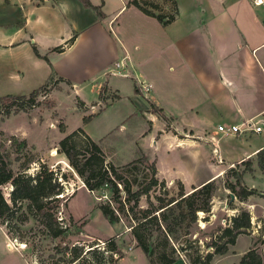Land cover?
Masks as SVG:
<instances>
[{"label": "crops", "instance_id": "obj_1", "mask_svg": "<svg viewBox=\"0 0 264 264\" xmlns=\"http://www.w3.org/2000/svg\"><path fill=\"white\" fill-rule=\"evenodd\" d=\"M87 1L99 16L79 0H0V53L12 56L10 67L6 71L0 68V89L3 83L7 87L0 91V97L27 96L36 89L28 93L26 86L41 81L47 73L48 80L53 78L70 87L74 80L83 84L92 79L89 75L97 69L103 71L97 78L107 77L106 82L121 78L113 75L114 63L123 58L116 59L118 48L135 69L129 73L135 71L138 80L151 86L150 102L160 115L171 119L174 131L185 129L188 134L183 142L161 141L156 147H163L166 153L181 150L186 154L183 158L192 156L194 164L203 167L201 177L186 182L174 169L161 168L156 159V175L165 184L179 182L187 193L192 187L217 180L224 169L264 148L262 8L253 6L251 0H192L191 13L178 15L162 27L133 6L126 7L131 0ZM196 9L201 12H194ZM141 18L155 22L160 44L169 37L163 45L167 51L170 47L169 79L163 78L164 70L157 73L154 82L145 69L136 70L142 58L135 54L140 51L141 55L147 42L140 40L144 34L140 35L138 25L132 22ZM54 48L59 52H53ZM166 85L170 86L169 97ZM108 90L116 96L115 101L120 99L117 89L108 86ZM130 92L133 103L137 95L133 89ZM76 99L83 107L89 106L77 95ZM146 118L151 123L149 138L155 117L149 114ZM248 120L260 126V132L235 136L216 131L219 125L229 127ZM5 246L8 249L6 242ZM249 246L247 242L243 249ZM172 264L185 263L177 260Z\"/></svg>", "mask_w": 264, "mask_h": 264}, {"label": "rangeland", "instance_id": "obj_2", "mask_svg": "<svg viewBox=\"0 0 264 264\" xmlns=\"http://www.w3.org/2000/svg\"><path fill=\"white\" fill-rule=\"evenodd\" d=\"M135 1L146 10L162 16L173 13L172 1L176 9L175 17L191 13L193 6L192 0ZM194 12H201V9H196ZM117 23L119 20L114 26ZM132 23L138 25L140 35L144 34L140 40L144 39L147 42L145 47H141L142 54H139L140 51L135 54L136 57L142 58L139 70L136 69L137 72L145 69L154 82L153 78H156L157 73L164 70L163 78L169 79L170 47L168 46L169 51L163 47L169 41V37L160 44L157 27H153V23L156 25L154 21L145 19L144 22L141 18L137 21L133 20ZM164 38H167V35ZM122 57L126 58V69H122L118 74H127L125 77L127 79L110 78L106 82L107 77L97 78L103 72L97 69L89 75L92 79H88L83 84L81 80H74L75 85L70 87V83L67 85L64 82H54L53 78L48 80L49 73H47L48 76L41 81L26 86L29 93L47 82L31 102L18 100L7 108L0 107V158L8 163V168L13 173L24 170L25 173L32 174L38 164H45L53 171L59 170L67 177V181H61L62 199L55 215L62 229L60 236L50 237L46 230L26 212L25 203H21V209L14 213L12 219L6 222L0 219V264H64L70 257L72 246L84 251L89 250V246H99L97 249L101 250L104 241L113 237L114 232L119 235L114 240V246L118 250H123L124 254L117 261L114 260V254L109 255L114 260V264H149L139 249L134 247L127 230L121 224L109 226L97 212V203L105 200L107 193L87 192L81 180L68 166L65 157L57 153L58 141L76 128H81L84 134L99 147L105 161L115 167L125 165L142 155L154 165L157 159L161 168L174 169L186 182L201 177L203 167L194 164L192 156L183 158L182 156L186 154L181 150L166 153L163 147H156V142L161 143V141H174L175 144L183 142L188 134L185 129L174 131L171 127V119L160 115L159 110L150 102L148 93L143 94L139 91L132 77H136L135 71L133 74L129 73L134 67H131L128 57L122 55L117 48L116 59L120 60ZM11 62L12 56L9 53H0L1 71H6ZM108 86L118 90L119 100H114L116 96L108 90ZM5 88L7 87L3 83L0 91ZM131 89L137 95L132 99L134 104L129 99ZM165 89L168 90L166 95L169 97L170 86L166 85ZM73 90H77L76 94ZM98 91H100L99 97L96 96ZM76 95L85 100L89 106L83 107L76 99ZM130 103L133 104L134 109L130 108ZM149 114L155 117V125L151 130L152 133H149L151 137L148 138L147 132L150 131L151 123L146 117H149ZM82 117H88L90 120L82 124L80 121ZM60 124L65 125L63 134L58 132ZM143 137L145 138L142 139ZM225 183L232 184L235 190L248 191L249 196L243 202L234 197L230 198L231 193L224 189ZM214 186L209 212L207 214L198 212L196 223L189 230L191 234L180 238L177 235L179 238L177 241L181 243L186 239L194 240L200 250L199 254L207 252L208 250L204 251L202 243L208 241L210 236L219 233L218 229L230 226V219L236 217L240 211H245L249 215L250 227L236 236L240 238L235 246H230L224 255L213 256L209 264H238L237 260L250 248H253L264 262V154L257 159L251 158L250 167L245 162H241L224 169L221 177L214 181ZM165 187L171 194L177 191L176 181L165 184ZM0 190L4 199H7L11 187L6 184L1 186ZM94 196H99L100 199ZM247 242L250 246L246 250L243 249V245ZM96 256V254L88 255V260L91 261ZM175 256L178 261L189 264L192 254L184 256L179 252L175 253ZM151 264H158L155 258H151Z\"/></svg>", "mask_w": 264, "mask_h": 264}, {"label": "trees", "instance_id": "obj_3", "mask_svg": "<svg viewBox=\"0 0 264 264\" xmlns=\"http://www.w3.org/2000/svg\"><path fill=\"white\" fill-rule=\"evenodd\" d=\"M86 8L92 7L87 0H79ZM133 6L145 16L155 19L164 27L174 20L176 15L175 4L172 1L173 13L169 16L154 14L139 5L135 0L127 2L126 7ZM96 14L97 13L96 11ZM35 56L39 57L33 48ZM53 52H59L54 48ZM45 61L46 58L42 57ZM50 78L49 80H51ZM46 85V84H45ZM30 92L27 96L0 97V107L7 108L18 100L31 102L44 86ZM135 92V91H134ZM7 113V112H6ZM90 119L82 117L81 123L86 124ZM64 125L58 126V132L63 134ZM80 137V139L78 138ZM57 153L62 154L68 166L81 180L84 189L92 194L105 191V200L97 203L96 209L102 218L112 226L121 224L127 230L146 261L151 264L155 258L158 264H172L177 261L175 253L192 254L189 264H209L212 257L221 256L234 245L235 238L250 227L249 215L240 211L236 217L230 219V226L218 229L219 233L210 236L202 243L204 251L199 254L195 241L188 239L179 243L180 237L190 235V228L196 223L198 212L207 214L210 209V199L215 191L214 180H210L198 187H192L189 192L183 191L182 185L176 182L175 194L165 187L164 181L158 179L153 162L144 156L115 167L106 162L99 147L86 135L81 128H76L64 135L57 143ZM264 154V148L259 150L254 158ZM253 158V157H252ZM248 167L251 158L243 161ZM67 181L66 175L53 171L45 164H38L32 174L23 171L13 173L8 163L0 158V187L8 184L11 187L7 199H4L0 190V219L7 221L13 218L16 211L24 209L32 218L43 227L52 238L62 233L56 221V212L61 202L62 183ZM224 189L240 202H243L249 192L244 189L235 190L232 184H224ZM99 198V196H94ZM65 203V201H64ZM7 224V223H6ZM179 238H178V236ZM115 235L104 241V247L89 246L84 251L72 246L69 259L64 264H114L124 254L114 246ZM96 254L91 261L88 255ZM115 255V259L109 256ZM238 264H264L253 248L248 249L239 259Z\"/></svg>", "mask_w": 264, "mask_h": 264}, {"label": "built area", "instance_id": "obj_4", "mask_svg": "<svg viewBox=\"0 0 264 264\" xmlns=\"http://www.w3.org/2000/svg\"><path fill=\"white\" fill-rule=\"evenodd\" d=\"M251 4L255 7H260L264 10V0H251ZM126 58L123 57L121 61H117L114 63V69L115 73L113 75L119 76V77H127V74H118L119 71L122 69H126ZM133 80L136 84V86L139 88V91L141 93H149L151 86L144 83L143 81L138 80L136 77H133ZM261 127L258 125H255L254 122L251 120L242 122L239 125L224 127L222 125H219L216 127V131L222 133V134H232V135H245L249 133H258L260 132Z\"/></svg>", "mask_w": 264, "mask_h": 264}, {"label": "water", "instance_id": "obj_5", "mask_svg": "<svg viewBox=\"0 0 264 264\" xmlns=\"http://www.w3.org/2000/svg\"><path fill=\"white\" fill-rule=\"evenodd\" d=\"M230 196V198H233V196L232 195H229Z\"/></svg>", "mask_w": 264, "mask_h": 264}, {"label": "bare ground", "instance_id": "obj_6", "mask_svg": "<svg viewBox=\"0 0 264 264\" xmlns=\"http://www.w3.org/2000/svg\"><path fill=\"white\" fill-rule=\"evenodd\" d=\"M53 155V154H52Z\"/></svg>", "mask_w": 264, "mask_h": 264}]
</instances>
